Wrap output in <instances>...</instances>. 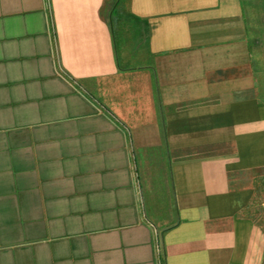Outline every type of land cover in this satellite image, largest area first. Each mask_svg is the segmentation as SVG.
Returning a JSON list of instances; mask_svg holds the SVG:
<instances>
[{
  "label": "crops",
  "instance_id": "0c3cea01",
  "mask_svg": "<svg viewBox=\"0 0 264 264\" xmlns=\"http://www.w3.org/2000/svg\"><path fill=\"white\" fill-rule=\"evenodd\" d=\"M260 1L0 0V264H264Z\"/></svg>",
  "mask_w": 264,
  "mask_h": 264
},
{
  "label": "rangeland",
  "instance_id": "374dc122",
  "mask_svg": "<svg viewBox=\"0 0 264 264\" xmlns=\"http://www.w3.org/2000/svg\"><path fill=\"white\" fill-rule=\"evenodd\" d=\"M255 4H258V7L261 5V7H259V8H262V10L264 9L263 8V6H264V0H262V1H260V2H257V3H255ZM257 184H258V182H257ZM259 185V184H258Z\"/></svg>",
  "mask_w": 264,
  "mask_h": 264
},
{
  "label": "built area",
  "instance_id": "2783aa9c",
  "mask_svg": "<svg viewBox=\"0 0 264 264\" xmlns=\"http://www.w3.org/2000/svg\"><path fill=\"white\" fill-rule=\"evenodd\" d=\"M157 251L159 252V246H157Z\"/></svg>",
  "mask_w": 264,
  "mask_h": 264
}]
</instances>
